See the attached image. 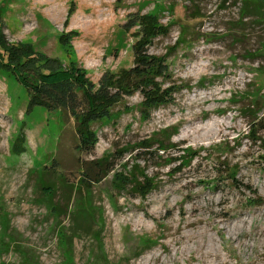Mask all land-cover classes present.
Wrapping results in <instances>:
<instances>
[{"label": "rangeland", "instance_id": "rangeland-1", "mask_svg": "<svg viewBox=\"0 0 264 264\" xmlns=\"http://www.w3.org/2000/svg\"><path fill=\"white\" fill-rule=\"evenodd\" d=\"M240 2L0 0L9 44H32L56 65L75 61L96 89L136 65L141 19L155 15L167 32L145 48L166 61L162 88L174 87L148 118L140 91L124 96L84 141L71 115L30 106L27 90L0 70V264H92L101 253L100 264H264V131L254 140L234 97L249 87L264 93V19H245L236 40L228 27ZM182 27L190 36L178 44ZM173 126L172 143L194 152L185 166L174 149L156 152L154 134ZM100 160L121 172L141 165L156 187L145 197L121 192L115 172L91 182L85 199L97 206L100 236L67 242L60 230L70 227L73 189Z\"/></svg>", "mask_w": 264, "mask_h": 264}, {"label": "trees", "instance_id": "trees-1", "mask_svg": "<svg viewBox=\"0 0 264 264\" xmlns=\"http://www.w3.org/2000/svg\"><path fill=\"white\" fill-rule=\"evenodd\" d=\"M189 1L196 3L198 0ZM198 17H202L199 11L193 18ZM248 17H253L254 20L264 19V0H241L239 18L228 27V32L233 34L236 40L240 38L238 34L244 32L242 30L246 22L244 20ZM140 26L141 38L134 45L136 65L118 75L104 76L97 89L88 78L86 71L75 61H71L66 66L53 64L50 60L41 58L32 44H9L1 29L0 70L13 76L27 90L30 106H43L48 110H60L71 115L75 119L77 132L82 140L87 141L95 134L90 127L92 122L113 118L112 108L124 96L134 91L141 92L143 100L140 103V113L144 118H148L152 111L172 100L174 87L162 88L157 81V78L167 74L165 59L149 55L145 48L152 39L166 33L167 28L155 15L142 17ZM186 30V27L180 29L178 44L185 42L190 36ZM257 71L263 73L264 68H259ZM184 86L188 87V85ZM249 88L245 92L236 93L234 97L238 96L239 102H243L241 110L249 117V134L254 137V140H262L264 93L260 89ZM177 132L178 126H173L155 133L154 140L158 146L156 152L165 154L169 149H174L176 150L174 153L178 154L173 156L175 157L173 160H181L185 166L193 161L194 152L190 147L182 149L172 143V138ZM158 156L159 159L163 157ZM96 165L97 168H94ZM115 167L106 160L89 162L85 173L83 172L80 178L79 185L73 189L76 202L69 210L70 227L67 231L66 228L63 231L60 230L62 238L67 242L73 243L75 238H79L83 233L94 235L96 240L100 236L102 224L97 216V206L91 199H85L91 182L100 183L105 177L115 172L114 185L121 192L129 189L137 190L141 196L145 197L156 187L155 179L149 177L146 169L141 165L139 169L136 163H128L124 172L117 171ZM228 170L232 177L235 169L231 167ZM43 189L48 191L50 187L44 186ZM255 204H261V202L257 201ZM65 210L67 211L66 206ZM104 258V254L101 253L96 256L92 264H100L99 262Z\"/></svg>", "mask_w": 264, "mask_h": 264}]
</instances>
